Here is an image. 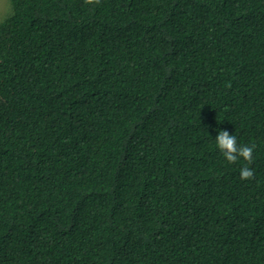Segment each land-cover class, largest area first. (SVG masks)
Masks as SVG:
<instances>
[{
	"label": "trees",
	"instance_id": "trees-1",
	"mask_svg": "<svg viewBox=\"0 0 264 264\" xmlns=\"http://www.w3.org/2000/svg\"><path fill=\"white\" fill-rule=\"evenodd\" d=\"M10 2L0 264H264V0Z\"/></svg>",
	"mask_w": 264,
	"mask_h": 264
},
{
	"label": "clouds",
	"instance_id": "clouds-1",
	"mask_svg": "<svg viewBox=\"0 0 264 264\" xmlns=\"http://www.w3.org/2000/svg\"><path fill=\"white\" fill-rule=\"evenodd\" d=\"M86 4L99 3V0H85ZM215 146L228 163H236L243 160L245 166L240 169L241 180H251L254 176L253 170L247 165L253 160L255 145H238L236 135H230L227 130L218 131Z\"/></svg>",
	"mask_w": 264,
	"mask_h": 264
},
{
	"label": "rangeland",
	"instance_id": "rangeland-1",
	"mask_svg": "<svg viewBox=\"0 0 264 264\" xmlns=\"http://www.w3.org/2000/svg\"><path fill=\"white\" fill-rule=\"evenodd\" d=\"M12 12L10 0H0V23L4 21Z\"/></svg>",
	"mask_w": 264,
	"mask_h": 264
}]
</instances>
